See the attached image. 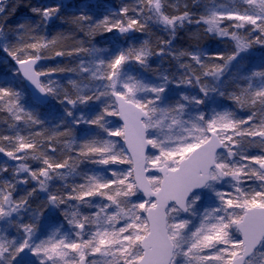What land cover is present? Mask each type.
I'll return each instance as SVG.
<instances>
[{
    "label": "snow or ice",
    "instance_id": "obj_1",
    "mask_svg": "<svg viewBox=\"0 0 264 264\" xmlns=\"http://www.w3.org/2000/svg\"><path fill=\"white\" fill-rule=\"evenodd\" d=\"M0 264H264V0H0Z\"/></svg>",
    "mask_w": 264,
    "mask_h": 264
},
{
    "label": "rangeland",
    "instance_id": "obj_2",
    "mask_svg": "<svg viewBox=\"0 0 264 264\" xmlns=\"http://www.w3.org/2000/svg\"><path fill=\"white\" fill-rule=\"evenodd\" d=\"M108 3L109 4H118L119 3V0H112V1H109Z\"/></svg>",
    "mask_w": 264,
    "mask_h": 264
},
{
    "label": "trees",
    "instance_id": "obj_3",
    "mask_svg": "<svg viewBox=\"0 0 264 264\" xmlns=\"http://www.w3.org/2000/svg\"><path fill=\"white\" fill-rule=\"evenodd\" d=\"M109 1H112V0H108V2H109ZM23 11H24V10H21V13H20L21 15L23 14ZM97 39H100V37H97Z\"/></svg>",
    "mask_w": 264,
    "mask_h": 264
}]
</instances>
